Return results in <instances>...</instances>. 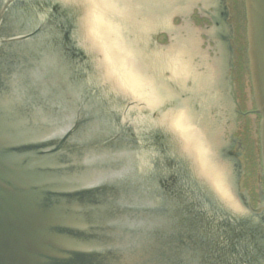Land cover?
Returning a JSON list of instances; mask_svg holds the SVG:
<instances>
[{
	"label": "water",
	"instance_id": "95a60500",
	"mask_svg": "<svg viewBox=\"0 0 264 264\" xmlns=\"http://www.w3.org/2000/svg\"><path fill=\"white\" fill-rule=\"evenodd\" d=\"M39 1L77 12L71 40L85 55H94L97 80L131 96L127 100L140 112H160L150 120L168 130L194 179L210 186L231 210L241 211L229 190L232 177L216 146L217 133L202 125V112L200 117L195 112L196 103L201 111V102L208 108L215 103L196 91L209 88L207 78L218 77V50L229 39L226 27L220 31L226 16L217 20L218 0ZM244 5L264 177V0H244ZM0 6V264H264L256 260L264 258V226H246L240 216L217 214L218 221L189 213L187 200L198 201L186 189L183 198L178 194L174 176L161 190L164 211L138 212L160 207L159 201L146 202L135 192L143 174L102 165L106 155L118 159L111 154L125 150V140L107 148L99 142L100 150L79 148L75 141L103 138L107 128L101 118L83 128L80 138H65L73 119L60 112L59 100L71 103L64 107L71 111L76 91L73 72L60 65L57 55L63 24L30 32L26 18L6 21L10 7ZM47 17V11L40 13L38 23L46 25ZM160 33L167 44L156 42ZM146 117L126 121L149 123ZM253 232L249 243L232 235L246 238Z\"/></svg>",
	"mask_w": 264,
	"mask_h": 264
},
{
	"label": "flooded vegetation",
	"instance_id": "af4514ba",
	"mask_svg": "<svg viewBox=\"0 0 264 264\" xmlns=\"http://www.w3.org/2000/svg\"><path fill=\"white\" fill-rule=\"evenodd\" d=\"M0 4L10 7H7L9 10L8 16L5 18L6 21L18 22L24 17L27 19L26 22L30 23V26L27 27V30L30 32L38 29L47 32L48 27H51L56 21H60L63 24L62 30L59 31L63 39L61 41L63 45L59 44L57 55L60 56L59 61L62 58L60 65L67 67L73 72V90L76 91V98L71 111H67L64 108L71 103L59 100L62 104L59 105L60 112L63 110L68 114L70 113V119H73L72 128L66 133L65 138H69L71 134L76 139L80 138L83 128L93 125L94 120L101 118L107 128L103 134V138H99L97 142L90 143L79 139L80 141H75L79 148H86L88 145H91L100 150L97 145L99 142L107 148V146L115 142L118 145V141L125 140V143H127L125 150L121 149L118 152L115 151V154H111L118 156V159L114 161L110 155H106L105 159L103 158L102 165L103 167H108L111 164L123 165L125 173L133 175L136 173L143 174H139L137 188L130 184L129 179L126 178L125 183L128 189L131 190L134 187L137 195L141 196L142 199H146V202L159 201L160 207L154 209L138 208V212L147 215L152 211H164L163 204L167 200L161 196V190L163 183H166L167 179L169 181V178L174 176L177 178L178 194L183 198L181 191L186 189L189 197L192 200L195 197L198 201L192 202L187 200L186 207L189 213L195 212L200 214L202 212L207 217L212 216L211 218H216L218 221V215L223 218L240 216L243 220L244 218L246 219V226L257 225L260 228L264 226V177L259 144L260 117L255 113L256 105L248 70L244 0H218L216 2L217 20L226 16L224 21L226 26L224 24L220 25L215 20L216 25H220V31L227 29L226 31L231 36L230 30H232V34L240 30V32H243V35L240 34L239 46L237 47L234 45L235 41H233L235 34L234 37L232 36V40L228 39L227 44L221 43V47L218 50L221 51V56L217 58L218 60L216 59V61H219V64L222 63L220 64L222 66L221 71L216 73L218 77L204 81L205 83H209L208 86L212 84L210 88L205 86L206 88L203 90L196 91L197 94L200 92L204 93L208 103L209 100H214L215 103L209 105L208 108L206 103L201 102L202 111L197 103L195 108L197 109L195 110L198 113L197 116L200 117L199 113L202 112V119H199L203 123L202 125L209 131L217 133L216 146L226 164L227 172L232 177V180L229 181V190L236 203L238 202L240 205L241 211L231 210L224 204L222 199L219 200V197L217 198L215 191L210 186L202 185L198 180L194 179L187 160L182 157L181 159L178 158V153L175 150L176 145L170 139L168 130L154 126V122L150 120L160 112L157 110L151 113L147 110L140 112V107H135V103L132 100H127L126 97L129 98L131 96H125V94L119 91H113L107 84L100 83L101 81L97 80V73L94 68V55H91V57L85 55L83 51L74 47L71 40L73 37L72 31L75 34L77 33V29H73L77 12H73L71 9H60L55 5L50 6V2L39 0H16L11 3L10 0H0ZM223 9L226 10V15H224ZM46 11L49 17L46 18L44 23L49 21L47 23L49 26L47 24V26H43L38 23L39 14ZM56 17L59 20H55ZM21 27L23 28L24 26H18V28ZM43 33L37 34V37L34 38L39 39L38 36H41ZM197 94L195 97L201 98ZM193 104L184 105H186V109H189L188 106L192 108ZM165 107H168V105ZM171 108H174L172 104ZM203 108L204 110L207 108V113H205L206 111L203 112ZM144 111L147 113H144ZM216 112L218 113L215 117L213 113ZM138 115L147 116L149 119L147 117L146 119L150 122L140 124L137 121V124L133 123L135 122L133 120L134 117L136 119ZM205 115L208 116L206 117ZM122 116L125 118L124 121ZM132 116L133 122L131 124L126 121V117L132 118ZM65 138H61L60 141H66ZM164 173L165 176L163 177L162 174L164 175ZM161 176L163 177L162 181H159ZM159 184L161 185V189L159 188ZM178 194L175 193L177 196ZM142 206L145 205L140 204V207ZM218 225L220 227V223ZM190 228H188L189 231L191 230ZM224 232L226 233V231ZM232 235L235 241L239 237L249 243L253 239L254 232L253 234L250 233L246 238H243L240 233L238 235L232 233ZM235 235H237L236 238ZM240 253L242 255L241 249ZM263 259L258 258L256 260L263 261Z\"/></svg>",
	"mask_w": 264,
	"mask_h": 264
},
{
	"label": "rangeland",
	"instance_id": "374dc122",
	"mask_svg": "<svg viewBox=\"0 0 264 264\" xmlns=\"http://www.w3.org/2000/svg\"><path fill=\"white\" fill-rule=\"evenodd\" d=\"M227 13V12H226ZM235 23V21H234ZM231 33V36L229 35V39L232 40V36L234 37V34H235V39L233 41H235L234 45L239 46V38H240V34L243 35V32H240V30L238 31H235L234 34H232V30L229 31ZM156 42L160 45H164V44H167L168 43V39H167V36L165 33H160L156 36Z\"/></svg>",
	"mask_w": 264,
	"mask_h": 264
}]
</instances>
